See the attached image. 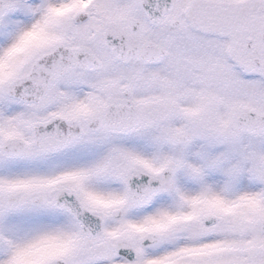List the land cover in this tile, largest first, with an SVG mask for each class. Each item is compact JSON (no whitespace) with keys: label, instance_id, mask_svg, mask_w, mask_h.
<instances>
[{"label":"snow or ice","instance_id":"obj_1","mask_svg":"<svg viewBox=\"0 0 264 264\" xmlns=\"http://www.w3.org/2000/svg\"><path fill=\"white\" fill-rule=\"evenodd\" d=\"M0 264H264V0H0Z\"/></svg>","mask_w":264,"mask_h":264}]
</instances>
